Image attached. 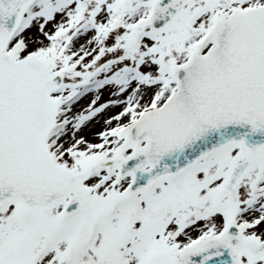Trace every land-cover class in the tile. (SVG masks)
<instances>
[{
	"label": "snow or ice",
	"instance_id": "6c2138e0",
	"mask_svg": "<svg viewBox=\"0 0 264 264\" xmlns=\"http://www.w3.org/2000/svg\"><path fill=\"white\" fill-rule=\"evenodd\" d=\"M0 264H264V0H0Z\"/></svg>",
	"mask_w": 264,
	"mask_h": 264
}]
</instances>
